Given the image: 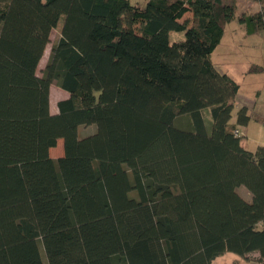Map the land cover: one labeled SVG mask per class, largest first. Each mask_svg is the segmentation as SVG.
I'll use <instances>...</instances> for the list:
<instances>
[{"label": "trees", "instance_id": "obj_1", "mask_svg": "<svg viewBox=\"0 0 264 264\" xmlns=\"http://www.w3.org/2000/svg\"><path fill=\"white\" fill-rule=\"evenodd\" d=\"M253 1L246 34L264 31ZM235 15L234 0H0V264L264 261V145H242L239 84L211 60ZM58 25L68 97L51 113L36 69Z\"/></svg>", "mask_w": 264, "mask_h": 264}, {"label": "rangeland", "instance_id": "obj_2", "mask_svg": "<svg viewBox=\"0 0 264 264\" xmlns=\"http://www.w3.org/2000/svg\"><path fill=\"white\" fill-rule=\"evenodd\" d=\"M132 4L143 7L147 0H129ZM229 1V0H225ZM236 15L224 26L223 36L211 53L214 66L221 72L227 73L238 84L239 90L231 111L230 121L234 122L238 109L247 106L249 121L245 126H238L242 132V145L254 151L258 145H264V31L246 34L245 27L238 21L242 13H252L258 5L253 0H234ZM190 16L186 13L184 17ZM183 17V18H184ZM59 25L61 23L59 22ZM56 26L50 34V40L37 65L36 73L49 80V108L51 113L57 112V102L68 97V93L59 88L53 78L56 56L52 54V45L60 34V26ZM183 32H170V40L183 38ZM93 131V126L80 127L79 134L84 135ZM63 145L59 139L49 150V154L56 158L62 155ZM245 199H250V193L243 186L237 189ZM44 259V254L42 252ZM210 264H264L257 252H250L244 256L233 252H225L215 258Z\"/></svg>", "mask_w": 264, "mask_h": 264}, {"label": "built area", "instance_id": "obj_3", "mask_svg": "<svg viewBox=\"0 0 264 264\" xmlns=\"http://www.w3.org/2000/svg\"><path fill=\"white\" fill-rule=\"evenodd\" d=\"M235 133H236V134H240L241 132L239 131V129H236V130H235Z\"/></svg>", "mask_w": 264, "mask_h": 264}, {"label": "crops", "instance_id": "obj_4", "mask_svg": "<svg viewBox=\"0 0 264 264\" xmlns=\"http://www.w3.org/2000/svg\"><path fill=\"white\" fill-rule=\"evenodd\" d=\"M237 96V95H236ZM236 98V97H235ZM241 131V130H240Z\"/></svg>", "mask_w": 264, "mask_h": 264}]
</instances>
